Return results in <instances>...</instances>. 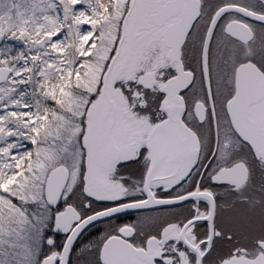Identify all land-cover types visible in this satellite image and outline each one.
Returning a JSON list of instances; mask_svg holds the SVG:
<instances>
[{"label": "snow or ice", "instance_id": "1", "mask_svg": "<svg viewBox=\"0 0 264 264\" xmlns=\"http://www.w3.org/2000/svg\"><path fill=\"white\" fill-rule=\"evenodd\" d=\"M0 264H264V0H0Z\"/></svg>", "mask_w": 264, "mask_h": 264}]
</instances>
